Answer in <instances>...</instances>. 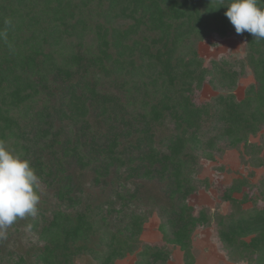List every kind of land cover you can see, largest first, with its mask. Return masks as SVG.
Instances as JSON below:
<instances>
[{
	"label": "trees",
	"instance_id": "trees-1",
	"mask_svg": "<svg viewBox=\"0 0 264 264\" xmlns=\"http://www.w3.org/2000/svg\"><path fill=\"white\" fill-rule=\"evenodd\" d=\"M229 3L0 0V140L53 194L44 202L40 186L37 214L8 227H30L43 243L24 253L0 238V264H74L82 256L116 264L140 249L150 204L163 214L164 241L194 263L192 234L212 220L188 203L200 152L237 147L264 125V40L247 32L258 90L243 99L198 96L206 82L231 88L239 76L184 45L194 35L237 34L224 15ZM151 180L164 184L163 202L149 195ZM244 184L225 191L229 210L217 216L215 235L264 263V207H244ZM138 254L137 264H168L171 256L161 242Z\"/></svg>",
	"mask_w": 264,
	"mask_h": 264
},
{
	"label": "rangeland",
	"instance_id": "rangeland-1",
	"mask_svg": "<svg viewBox=\"0 0 264 264\" xmlns=\"http://www.w3.org/2000/svg\"><path fill=\"white\" fill-rule=\"evenodd\" d=\"M198 37L200 36L194 35L185 39L184 45L187 49L191 47L197 49L205 63L209 64L213 59L226 61L239 72L236 84L231 88L206 82L202 90L198 92L200 100H210L220 93L228 92L234 93L237 99H243L251 88L254 91L258 90L259 82L249 64L250 38L246 33L242 36L238 34L219 36L216 33H208L202 39ZM59 50L58 53H63L68 48L61 47ZM221 147V150H211L212 152L202 154L200 152V165L193 176L196 188L188 203L195 207L196 212L205 210L212 217L210 224L196 228L192 234L191 254L195 260L193 264H264L257 260L259 252L254 254L234 252L215 235L217 216L229 210L230 202L226 201L225 191L236 180H242L247 184H244V189L249 199L244 204L245 208L264 207V125L257 133L249 134L247 141L241 142L237 147L227 144H222ZM147 184L149 195L163 202L164 184L157 180H151ZM40 186L45 190L43 201H53L50 189L47 192L41 181ZM88 190L96 195L101 193L102 189L88 187ZM234 196L242 199L243 193L235 192ZM142 212L146 214L147 219L143 231L138 236L140 249L148 244L161 242L166 244L171 254L168 264H185V251L174 242L164 241L165 230L168 231V229L163 227L164 217L159 206L157 204L144 206ZM118 216V214L111 216L112 221L119 222ZM9 231L12 234H8ZM6 232L7 244L10 247L19 245L20 251L24 253L35 245L43 243L39 240V234L30 227L22 228L21 231L16 228H7ZM140 249L117 259L116 264H137ZM96 261L94 257L82 256L77 258L74 264H94Z\"/></svg>",
	"mask_w": 264,
	"mask_h": 264
},
{
	"label": "clouds",
	"instance_id": "clouds-1",
	"mask_svg": "<svg viewBox=\"0 0 264 264\" xmlns=\"http://www.w3.org/2000/svg\"><path fill=\"white\" fill-rule=\"evenodd\" d=\"M223 4V0H220ZM264 0H230L224 15L238 35L264 40ZM40 178L28 159L0 140V238L18 219L38 212Z\"/></svg>",
	"mask_w": 264,
	"mask_h": 264
}]
</instances>
